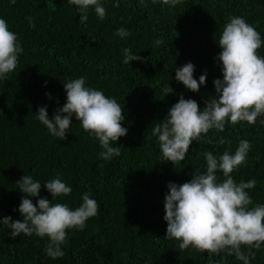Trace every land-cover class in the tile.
<instances>
[{"label": "trees", "instance_id": "obj_1", "mask_svg": "<svg viewBox=\"0 0 264 264\" xmlns=\"http://www.w3.org/2000/svg\"><path fill=\"white\" fill-rule=\"evenodd\" d=\"M100 3L105 18L89 7L87 21L80 23L78 7L68 0H0V18L23 48L16 69L0 79V220L11 216L22 222L19 205L24 194L17 182L26 174L41 182L40 197L49 201L46 181L59 175L72 188L70 195L52 203L75 210L88 193L99 206L83 230H67L61 245L64 256L56 259L46 254L48 237L21 233L12 238L0 222V264H243L226 251L180 249L181 241L166 239L165 195L169 183L181 185L195 170L206 171L203 153L234 154L239 141L247 140L246 161L231 176L236 183L254 179L255 188L246 190L253 201L249 207L264 205V116L255 124L228 123L223 132L209 130L175 165L164 161L152 127L181 95L195 100L201 110L216 95L213 82L223 79L218 41L229 17L245 19L260 33L257 54L264 57V0H181L174 7L162 0ZM26 17L33 18L34 27ZM120 28L129 35H115ZM157 40L162 43L157 45ZM125 48L143 62L124 64ZM189 62L197 81L207 74L198 92L175 79L176 69ZM80 77L86 87L103 91L123 107L121 123L128 131L113 142L121 154L110 160L99 156V141L83 130L75 115L64 140L52 136L37 119L43 106L51 119L66 103L63 84ZM167 84L174 91L166 95ZM216 175L218 182L225 179L222 172ZM40 197L30 199L36 204ZM241 250L249 255L246 246ZM251 252L255 255H249V264H264V244Z\"/></svg>", "mask_w": 264, "mask_h": 264}, {"label": "clouds", "instance_id": "obj_2", "mask_svg": "<svg viewBox=\"0 0 264 264\" xmlns=\"http://www.w3.org/2000/svg\"><path fill=\"white\" fill-rule=\"evenodd\" d=\"M162 2L174 7L181 0ZM11 3L14 4L15 0ZM68 3L78 7L80 23L87 21L89 7H94L101 20L105 18L106 10L100 0H68ZM26 19L30 26H35L32 17ZM115 35L123 38L129 33L120 28ZM155 43L159 45L162 41ZM261 45L260 33L252 25L239 16L229 17L218 41L222 51L217 59L222 62L223 79L217 78L213 82L216 95L205 102L202 110L195 100L181 95L167 116L153 124L152 135L158 139L164 161H171L174 165L184 161L192 142H200L211 129L223 132L228 123L255 124L258 117L264 116V57L257 54ZM22 52L17 35L9 30L7 21L0 18V79H5L16 69ZM123 52L124 64L134 60L143 62V58L133 55L131 49L125 48ZM194 70V65L189 62L176 69L175 79L190 91L198 92L200 86L206 83L207 74L200 75L197 81ZM63 86L66 103L57 109L51 119L47 107H40L37 113L39 122L52 136L64 140L75 115L83 130L99 141L103 149L99 153L102 159L119 156L120 147L112 144L127 135L128 130L121 123L125 119L123 107L103 91L86 87L84 77ZM173 91L169 84L163 89L166 95ZM225 142L223 138L219 140L220 144ZM249 150V141L240 140L234 154L224 151L217 157L211 151L205 152V172L195 170L192 179L181 185L169 183L163 217L167 222L166 239L181 241L180 249L191 246L210 254L226 251L227 255H234L243 264H249V255L253 258L255 255L251 249H259L264 244V205L249 207L253 201L246 190L255 188L254 179L236 183L231 176L236 168L245 163ZM217 172H222L225 179L218 182ZM17 184L24 194L19 205L23 220L13 221L8 216L0 222L8 226L12 238L21 233L48 237L46 254L53 259L63 257L61 245L67 239V230H83L86 221L97 214V202L85 193L83 203L75 210L64 203H52L54 198L68 196L72 192L59 175L44 183L52 196L51 201L40 197L41 182L34 181L32 176L26 174ZM30 197L40 198L33 204ZM241 246L249 249V255L241 250Z\"/></svg>", "mask_w": 264, "mask_h": 264}]
</instances>
